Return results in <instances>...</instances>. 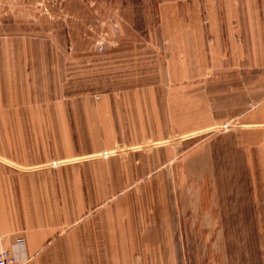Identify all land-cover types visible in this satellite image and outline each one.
<instances>
[{
	"label": "crops",
	"instance_id": "crops-1",
	"mask_svg": "<svg viewBox=\"0 0 264 264\" xmlns=\"http://www.w3.org/2000/svg\"><path fill=\"white\" fill-rule=\"evenodd\" d=\"M171 10L180 32L159 75L169 85L155 80L142 90L126 85L66 101L59 82L52 95L34 86L27 38L0 39V233L8 249L23 239L16 248L23 264H180L170 205L141 196L154 185L139 179L160 167L178 135L193 131L176 126H191L180 124L182 110L192 108L194 93L205 98L208 84L197 83L212 67L218 79L240 77V58L247 71L264 70V0H192ZM244 77L260 105L257 77ZM247 108L246 124L264 126L257 108Z\"/></svg>",
	"mask_w": 264,
	"mask_h": 264
},
{
	"label": "rangeland",
	"instance_id": "rangeland-1",
	"mask_svg": "<svg viewBox=\"0 0 264 264\" xmlns=\"http://www.w3.org/2000/svg\"><path fill=\"white\" fill-rule=\"evenodd\" d=\"M191 1L0 0V39L27 38L34 86L51 94L59 82L66 101L126 85L142 90L161 79L169 85L159 75L168 72L180 32L172 28L171 8ZM223 58L232 70L231 54ZM243 60L235 66L240 77L218 79L212 67L201 82L192 81L209 90L203 99L194 93L180 117L191 126L176 130L193 131L178 135L172 152H161L160 167L139 179L154 185L141 196L170 205L180 264H264V126L246 124L248 104L264 120V70L247 71ZM246 74L257 77L260 105L250 99Z\"/></svg>",
	"mask_w": 264,
	"mask_h": 264
},
{
	"label": "built area",
	"instance_id": "built-area-1",
	"mask_svg": "<svg viewBox=\"0 0 264 264\" xmlns=\"http://www.w3.org/2000/svg\"><path fill=\"white\" fill-rule=\"evenodd\" d=\"M56 165V164H55ZM24 245L23 239H19L16 247L8 249L4 246V239L0 233V264H23L24 258L17 252L18 247Z\"/></svg>",
	"mask_w": 264,
	"mask_h": 264
}]
</instances>
